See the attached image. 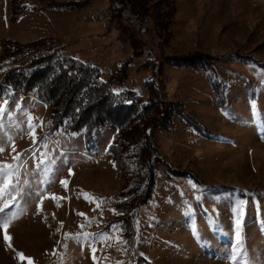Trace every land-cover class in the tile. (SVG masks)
Here are the masks:
<instances>
[{
    "label": "rangeland",
    "instance_id": "1",
    "mask_svg": "<svg viewBox=\"0 0 264 264\" xmlns=\"http://www.w3.org/2000/svg\"><path fill=\"white\" fill-rule=\"evenodd\" d=\"M75 1L79 7L59 9L46 0H25L31 12L10 20L8 0H0V58L4 39L28 46L48 37L45 55L56 46L98 67L104 80L122 75L126 65L127 76L115 90L131 89L147 99V84L154 83L166 101L182 103L201 125L205 133L177 120L157 130L152 143L165 161L196 179L164 177L158 169L156 191L136 217L130 248L115 221L126 185L109 152L112 128L90 138L53 128L46 103L0 87V105L10 109L0 122L16 152L33 147L30 115L42 125L35 129L37 155L56 159L53 172L45 173L35 169L31 153L21 157L29 174L20 169L24 194L6 209L12 214L8 227L0 225V264H264V0H176L175 21L162 39L164 30L151 17L133 27L132 17L111 19L109 0ZM36 57L25 47L7 66L29 71ZM197 57H209L211 64H180ZM1 76L2 70L0 83ZM135 133L132 143L144 142L141 130ZM45 135L47 147H39ZM3 147L0 161L12 162V145ZM221 186L237 190L211 192ZM236 198L247 200L239 229L232 212ZM84 233L97 238L89 245ZM76 234L79 239L69 238Z\"/></svg>",
    "mask_w": 264,
    "mask_h": 264
},
{
    "label": "trees",
    "instance_id": "2",
    "mask_svg": "<svg viewBox=\"0 0 264 264\" xmlns=\"http://www.w3.org/2000/svg\"><path fill=\"white\" fill-rule=\"evenodd\" d=\"M46 2V6L59 9L76 8L81 3L72 0ZM109 2L112 20L120 22L132 17L130 25L134 27L135 21L141 22L151 17L158 29L164 30L159 34L161 39L165 38L177 12L176 0ZM8 4L10 20L19 19L31 12L25 0H8ZM51 41L48 37H42L24 46L16 40L4 39L0 58V87L7 86L10 90L20 91L25 96H35L46 103L49 106L47 118L53 128H63L70 133L84 132L86 138L92 137L102 127L112 128L114 136L109 152L126 185L117 205L121 213L115 221L121 222L130 248L134 247L135 220L141 208L152 199L156 191L158 169H162L164 177L189 176L196 179L194 174L181 172L156 153L152 144L156 131L170 129L178 120L194 130L205 132L196 119L185 112L182 103L166 101L154 87V83L147 84V99L131 89L115 90L114 86L125 79L121 77L127 76L126 65L120 70L122 75L113 74L104 80L98 67L72 59L64 52L56 50V46L51 48V55H45L43 52L50 49L47 45ZM25 47L36 52L38 57L33 59L35 64L29 71L23 69L19 72L14 67L9 68L10 62L17 61ZM59 56L68 57L71 62L57 59ZM194 59L193 62L188 58L180 59V64L197 68L211 64L209 57ZM160 70L158 67V71ZM139 130L142 132L141 141L144 142L133 144L137 135L135 132ZM218 189L211 192L232 195L237 190L225 186Z\"/></svg>",
    "mask_w": 264,
    "mask_h": 264
},
{
    "label": "snow or ice",
    "instance_id": "3",
    "mask_svg": "<svg viewBox=\"0 0 264 264\" xmlns=\"http://www.w3.org/2000/svg\"><path fill=\"white\" fill-rule=\"evenodd\" d=\"M6 94L10 96L11 92H7ZM5 111H10V109H6L4 106L0 105V117L4 115ZM32 119L33 118L29 115L27 121V130H28V134L32 138L33 147L29 149H25L23 153L16 152L15 141L13 136L10 135L8 131L4 130V125L2 122H0V153L4 152L3 145L5 143L11 144L12 152L16 153L14 156L11 157L12 162L0 161V225H2L4 228L8 227V224L5 222L6 218L12 215L10 213H7L6 209H9L13 204H15L18 195L24 194L23 188L21 186V181L19 179L20 169L25 168V175L29 174L26 169L27 162L23 161L21 157L28 156V154L31 153L29 159L32 161H36L35 169L43 170L45 173H52L54 166L56 164V159L51 158L47 152L40 153L39 156L37 155L39 148L37 147L38 138L36 137L35 129L37 127H41L42 125H37L32 123ZM39 139H40L39 147L46 148L47 144L45 143V141L48 140L47 135ZM71 174H72V170L69 168V175ZM50 182L51 181H49V183ZM67 183H68L67 180H61V184L65 185V187L67 186ZM31 194L32 193H28V195ZM36 195L37 196L40 195L39 190L36 192ZM246 205H247V200L245 199L236 198L233 202L232 212L237 217L236 225L238 229L241 225V220L239 217L242 214L243 210L245 209ZM112 227L118 228L119 225H113ZM104 235H105L104 233H101L100 237L102 238ZM79 236L80 234H76L75 236L69 238L79 239ZM237 236H239V231H237ZM83 237L85 240L88 241L89 245H91L93 239L97 238L96 234H90V233H84ZM124 242L126 243V241ZM92 251L93 253H95L96 249L92 248ZM229 258L235 261L236 260L235 253H233ZM95 259L96 257L93 256V260Z\"/></svg>",
    "mask_w": 264,
    "mask_h": 264
}]
</instances>
